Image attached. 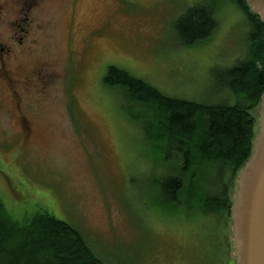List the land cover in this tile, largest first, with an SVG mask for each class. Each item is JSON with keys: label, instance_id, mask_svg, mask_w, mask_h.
Masks as SVG:
<instances>
[{"label": "rangeland", "instance_id": "obj_1", "mask_svg": "<svg viewBox=\"0 0 264 264\" xmlns=\"http://www.w3.org/2000/svg\"><path fill=\"white\" fill-rule=\"evenodd\" d=\"M197 3L215 7L218 28L186 46L175 22ZM244 16L237 0H0V198L9 216L22 223L50 212L106 264H235L231 217L219 225L162 196V131L132 121L116 78H104L118 65L169 96L234 105L220 76L246 57Z\"/></svg>", "mask_w": 264, "mask_h": 264}, {"label": "trees", "instance_id": "obj_2", "mask_svg": "<svg viewBox=\"0 0 264 264\" xmlns=\"http://www.w3.org/2000/svg\"><path fill=\"white\" fill-rule=\"evenodd\" d=\"M237 3L246 17L248 50L243 61L220 76L234 105L169 96L118 65H110L104 78L107 84L116 78L113 84L124 92L127 103L122 105L132 121L142 120L147 132L154 124L164 132L158 145L167 169V176L158 180L162 196L225 226L236 178L257 135L252 110L264 94V22L246 0ZM175 28L186 46L212 37L218 28L215 7L194 4L177 19ZM148 112L154 122L146 118ZM92 248L80 230L50 212L17 223L0 198V264H106Z\"/></svg>", "mask_w": 264, "mask_h": 264}, {"label": "water", "instance_id": "obj_3", "mask_svg": "<svg viewBox=\"0 0 264 264\" xmlns=\"http://www.w3.org/2000/svg\"><path fill=\"white\" fill-rule=\"evenodd\" d=\"M264 22V0H246ZM249 159L241 169L231 207L235 264H264V94Z\"/></svg>", "mask_w": 264, "mask_h": 264}, {"label": "flooded vegetation", "instance_id": "obj_4", "mask_svg": "<svg viewBox=\"0 0 264 264\" xmlns=\"http://www.w3.org/2000/svg\"><path fill=\"white\" fill-rule=\"evenodd\" d=\"M21 1V0H20ZM11 80L10 82L8 81V83L10 84V86L12 87L13 84H11ZM13 88V87H12ZM18 111V110H17ZM21 123H22V126L29 129V132H30V135L33 136V137H36V136H40L42 135V130H39L35 127L34 125V122L32 121V118L30 119L29 117L27 116H21ZM235 260V259H234Z\"/></svg>", "mask_w": 264, "mask_h": 264}]
</instances>
